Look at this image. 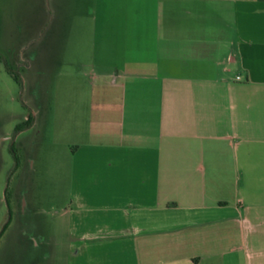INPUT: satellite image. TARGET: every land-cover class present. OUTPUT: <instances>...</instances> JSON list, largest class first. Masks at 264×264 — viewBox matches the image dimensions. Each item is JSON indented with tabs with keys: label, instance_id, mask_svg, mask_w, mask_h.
<instances>
[{
	"label": "crops",
	"instance_id": "obj_1",
	"mask_svg": "<svg viewBox=\"0 0 264 264\" xmlns=\"http://www.w3.org/2000/svg\"><path fill=\"white\" fill-rule=\"evenodd\" d=\"M109 1L120 23H100L97 56L56 75L66 189L23 199L60 225H35V264H264V0ZM42 17L43 0H0L15 84L6 65L40 60Z\"/></svg>",
	"mask_w": 264,
	"mask_h": 264
},
{
	"label": "rangeland",
	"instance_id": "obj_2",
	"mask_svg": "<svg viewBox=\"0 0 264 264\" xmlns=\"http://www.w3.org/2000/svg\"><path fill=\"white\" fill-rule=\"evenodd\" d=\"M100 6H105V13H100ZM116 6L109 0H43L42 30L38 34L41 58L37 66L25 73L17 65L15 84L4 71V62L0 64V264H19L24 258L27 264H35V225L42 224L46 229L60 226L48 215L20 212L23 199L64 197L67 94L54 99L56 75L61 71L79 73L83 59L79 62L78 57L97 56L102 38L100 23H120L114 13ZM18 13L12 17L16 21L12 42L18 38ZM115 32L112 27V36ZM52 39L57 41L56 46L51 45ZM54 50L60 57L56 67L50 61ZM18 58L17 50L9 55L11 62ZM70 59L77 61L71 63ZM63 84L60 86L67 87L66 82ZM57 100L64 104L60 109ZM28 118L35 120L34 125L16 131ZM25 249L27 255L23 258Z\"/></svg>",
	"mask_w": 264,
	"mask_h": 264
},
{
	"label": "trees",
	"instance_id": "obj_3",
	"mask_svg": "<svg viewBox=\"0 0 264 264\" xmlns=\"http://www.w3.org/2000/svg\"><path fill=\"white\" fill-rule=\"evenodd\" d=\"M6 69L10 72V74L13 76V78L17 81L18 80V76L16 74L17 72L9 69V67L7 65H6ZM31 123H32V121L30 120V118H28V120L24 124L18 125L16 127V131H20V130H22V129L28 127V126H30Z\"/></svg>",
	"mask_w": 264,
	"mask_h": 264
},
{
	"label": "built area",
	"instance_id": "obj_4",
	"mask_svg": "<svg viewBox=\"0 0 264 264\" xmlns=\"http://www.w3.org/2000/svg\"><path fill=\"white\" fill-rule=\"evenodd\" d=\"M237 78H239V77L237 76Z\"/></svg>",
	"mask_w": 264,
	"mask_h": 264
}]
</instances>
